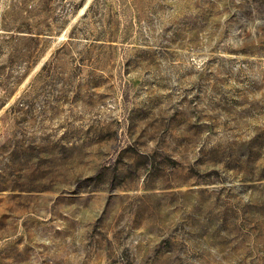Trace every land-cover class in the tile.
I'll return each mask as SVG.
<instances>
[{"label": "rangeland", "instance_id": "374dc122", "mask_svg": "<svg viewBox=\"0 0 264 264\" xmlns=\"http://www.w3.org/2000/svg\"><path fill=\"white\" fill-rule=\"evenodd\" d=\"M0 264H264V0H0Z\"/></svg>", "mask_w": 264, "mask_h": 264}]
</instances>
